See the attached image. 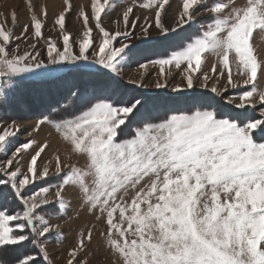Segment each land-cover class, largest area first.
Segmentation results:
<instances>
[{
	"label": "snow or ice",
	"instance_id": "obj_1",
	"mask_svg": "<svg viewBox=\"0 0 264 264\" xmlns=\"http://www.w3.org/2000/svg\"><path fill=\"white\" fill-rule=\"evenodd\" d=\"M27 3L31 24L22 25L20 35L15 34V12L12 27L0 24V75L20 78L17 87L48 79L65 71L64 66L88 78L84 88L72 85L76 91H70L74 105L69 118L49 107V114H42L33 126V131L51 126L67 152L84 157L86 163L70 164L65 171L61 155L56 154L59 183L50 199L51 185L25 194L51 174L48 167L37 166L50 146L47 142L30 155L25 168L15 165L21 153L32 149L34 140L16 147L0 162V198H14L23 206L14 213L0 206V264H52L44 240L61 234L53 218L69 211L79 217L85 210L103 222L99 235L106 244L101 247L113 252L119 264H264V89L258 87V74L264 77V56L252 42L254 33L264 34V0H246L242 6L236 0H182L171 24H166L170 0H144L139 6L151 9L153 18L144 17L142 22L134 15V2L116 21L122 22L123 30L114 32L102 24V15L114 9L112 0H91V17L83 9L79 13L85 31L75 42L66 30L72 4L65 0L66 7L54 20L61 45L52 37L44 38L46 20L36 14L32 0ZM42 15L47 17L46 7ZM199 16L208 17V22L199 24ZM90 18L102 34L98 47ZM193 28L199 32L187 31ZM41 39L47 60L38 50ZM134 41L179 42L166 56L139 64L145 71L158 65L161 76L166 66L181 69L184 65L186 82L172 87L168 99L157 101L153 97L158 94L152 93L118 94L127 84L148 88L142 80H123L122 69L136 46ZM90 49H94L91 55ZM206 54L221 62L219 77L226 70V84L218 87L217 80L210 89L207 83L200 84L205 92L190 91L197 73L196 79H209L202 71ZM230 56L236 58L237 73L245 77L242 85L233 81ZM212 72H217L216 65ZM229 86L250 90L225 98ZM154 87L166 88L167 79L157 80ZM11 95L3 93L0 103H7ZM222 104L241 111L224 112ZM257 107L259 119L242 118L247 109L255 112ZM134 121L132 135L119 138L122 126ZM23 127L16 120L0 124V152L8 149ZM74 201L76 208H72ZM93 232L89 228L79 233L66 264H89L84 253L92 244Z\"/></svg>",
	"mask_w": 264,
	"mask_h": 264
},
{
	"label": "rangeland",
	"instance_id": "obj_2",
	"mask_svg": "<svg viewBox=\"0 0 264 264\" xmlns=\"http://www.w3.org/2000/svg\"><path fill=\"white\" fill-rule=\"evenodd\" d=\"M3 0H0V24H5L6 27H12V13L15 12L17 15V24L15 26V34L18 36L21 33L22 25L31 24V9L28 7L27 0H14L13 3L10 4V7L4 8ZM72 4V8L66 14V30L72 34V41H78L82 38L83 32L85 31V26L83 24V18L79 15L81 9L88 12L91 17V0H70ZM135 2L134 7V15L141 17V22L144 17H148L149 20L153 18V11L151 9H144L139 5L144 2V0H112V3L115 5L114 9H111L107 12L106 15H102V24L103 26L109 30L110 32H114L116 30H123L122 22L118 25L116 23L117 20H122V13L126 8L132 5ZM246 3V0H236L237 6H242ZM32 4L35 6V11L38 16L42 20H46L44 24V28L42 29L44 38L52 37L57 40L58 45L62 44V37L60 35L58 26H54V20L59 15L61 11L66 7L65 0H32ZM182 6V0H170L167 9L168 19L166 20V24H171L173 22V18L176 16L178 11ZM47 8V17L45 18L42 15V11L44 8ZM199 24H206L208 22V17L199 16L197 18ZM89 25L94 27V21H89ZM31 27H29V35L31 34ZM153 35L156 34V30L153 28L150 30ZM188 32L195 34L199 32V28H193L187 30ZM138 32V29H137ZM184 35V33H181ZM94 46L98 47L102 34L99 33L98 29L94 27ZM253 44L257 48V50L264 56V34H260L259 32L254 33L253 36ZM21 44V48L24 47L23 40L18 41ZM136 46L131 49L130 54L127 58V63L123 66V80L125 82L129 80H142L143 83L148 85V88H139L132 84H128L129 86L134 87L140 91L146 93H156L153 98L157 101H162L168 99V93L171 92V88L177 84L185 83V73L183 72L184 65L181 66V69H176L174 66H166L165 67V75H159V66L158 65H149L147 71L141 69L139 64L144 63L147 60L156 59L159 57L166 56L170 53V51L175 50L178 45V41L174 43L170 42H161V43H153V42H139L134 41ZM117 46L119 44L117 43ZM156 46V48H152ZM14 47V45H12ZM74 47H76L74 43ZM149 48V49H148ZM38 50L41 51V58L47 60L45 43L44 39H41L38 43ZM94 49H90L91 52ZM148 50V51H147ZM162 54L156 57H150L149 54ZM206 63L202 65V71L207 72L209 75V79L204 81L201 79H196V76H200V73L194 75V88L190 91L196 92H205L206 90L201 88L199 85L202 83H207L209 89L213 84L217 83L219 80L218 87L226 84L227 81V72L225 70V76L219 77V70L222 67L221 62L214 55L205 56ZM230 64L233 70V81L239 82L242 85L245 77L237 73L236 70V58L234 56H230ZM216 65L217 72H212V66ZM50 67H60V66H50ZM66 69H70V66H64ZM98 67V66H95ZM170 73V74H169ZM18 77H8L6 75H0V102L3 101V93H12V90L17 86ZM167 79V87L164 89H156L154 87L157 80L163 82ZM258 87L264 89V77L259 76L258 74ZM250 90L249 86H243L238 89H231L229 86V90L224 94L225 98L228 96L236 95L240 91ZM15 93L12 94V97L8 99L7 103H0V124L3 126H7L11 121L16 120L17 123L25 126L22 128L21 132L15 138V140L8 146L6 151L0 152V162L8 159L11 155V152L18 146L23 143H27L29 140H34L36 143L33 145L32 149L28 152L21 153V157L19 159V163L15 166L24 167L27 166L26 161L28 157V161L30 159V155L35 154V151L38 150L41 143L47 142L50 146L46 149L44 153L38 158L37 166L38 168L48 167L50 169V176L45 181H38L35 185L30 186L26 191V195H30L32 192L36 191L40 187H44L46 185H51V191L49 194V198H54L55 189L57 184L59 183V179L55 176V164L54 161L55 155L60 154L62 159V166L64 170L67 171V166L70 164H76L79 166H84L86 161L85 158L78 154H70L67 152V145L63 142L62 137L49 125H43L40 127L39 131H33V126L36 121L41 118L39 115L35 116H26L19 117L17 115L23 113V111L17 108V112H12L10 109V103H15V106L18 107V100L20 97L16 96ZM173 96L178 94L172 93ZM208 95L211 97L214 94L210 92ZM255 98V96H254ZM239 103V100L236 101ZM158 107V105H157ZM222 110L227 113L237 114L240 113L241 110H234L231 105L222 104ZM260 109L257 107L255 112L252 109H247L246 112L243 113L242 118H260ZM135 126V121L132 124H129L127 127L122 126V130L119 134V138H127L132 135V128ZM31 133V135H29ZM42 141V142H41ZM45 161H49L46 163ZM68 193H71L73 189L69 188ZM132 193H129V198ZM22 205L18 202L15 205V208L10 213H14L16 211L22 210ZM77 205L75 201L72 204V208H76ZM45 211H52V209H45ZM53 223H58L61 226V234L57 236L55 233L49 235L47 239L44 240L46 244L50 259L52 264H66V261L69 259L68 252L71 248H73L77 240L79 238V233L81 231H87L89 228H94L93 236L94 239L92 241L91 246L87 249V252L84 253L85 258L88 260L89 264H112L113 261H116V264H119L116 255L113 252L108 251L106 248L101 247L102 243L106 244V240L99 235V232L103 231L104 225L102 221H97L94 219L92 215H90L87 210L82 212V214L77 217L75 211H69L67 215L60 213L58 217L53 218ZM99 249V250H98Z\"/></svg>",
	"mask_w": 264,
	"mask_h": 264
},
{
	"label": "trees",
	"instance_id": "obj_3",
	"mask_svg": "<svg viewBox=\"0 0 264 264\" xmlns=\"http://www.w3.org/2000/svg\"><path fill=\"white\" fill-rule=\"evenodd\" d=\"M152 48H156L153 46ZM149 49V48H148ZM148 51V50H147ZM150 57L160 56L162 54H149ZM88 83V78L81 74L74 72L70 69L56 73L54 76L39 81H26L20 84L18 87L15 86L16 96L20 97L17 101L18 107L15 103H10V109L12 112H17V108L23 111V113L17 115L19 117L35 116L42 114H49L47 109L52 107L59 110L60 116L64 118H69L71 114V108L74 105V100L70 91H76L72 88L73 84H78L81 88H84ZM146 93L135 89L127 84L126 88L118 90V94H123L125 96L130 95H140ZM156 94V93H153ZM12 97V95H11ZM61 106H69L68 111H64ZM59 118V117H54ZM18 203L14 198H8L7 200L0 198V206L5 207L9 212L15 208ZM44 264H48L47 261Z\"/></svg>",
	"mask_w": 264,
	"mask_h": 264
},
{
	"label": "bare ground",
	"instance_id": "obj_4",
	"mask_svg": "<svg viewBox=\"0 0 264 264\" xmlns=\"http://www.w3.org/2000/svg\"><path fill=\"white\" fill-rule=\"evenodd\" d=\"M14 2V0H3V6L2 7H4V8H7V7H9V8H11L10 7V4L11 3H13ZM16 2H17V0H16Z\"/></svg>",
	"mask_w": 264,
	"mask_h": 264
},
{
	"label": "crops",
	"instance_id": "obj_5",
	"mask_svg": "<svg viewBox=\"0 0 264 264\" xmlns=\"http://www.w3.org/2000/svg\"><path fill=\"white\" fill-rule=\"evenodd\" d=\"M42 142V141H41ZM41 145H42V143H41ZM54 161H55V159H54ZM46 163H48L49 161H45ZM30 163V159H29V161H28V157H27V161H26V164L28 165ZM26 166H22L21 168H25ZM42 169V168H41Z\"/></svg>",
	"mask_w": 264,
	"mask_h": 264
}]
</instances>
